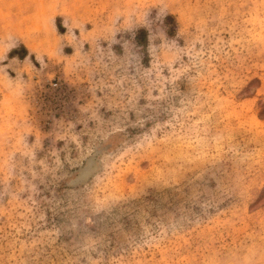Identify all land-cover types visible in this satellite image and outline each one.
Segmentation results:
<instances>
[{
	"label": "rangeland",
	"instance_id": "rangeland-1",
	"mask_svg": "<svg viewBox=\"0 0 264 264\" xmlns=\"http://www.w3.org/2000/svg\"><path fill=\"white\" fill-rule=\"evenodd\" d=\"M0 264H264V0H0Z\"/></svg>",
	"mask_w": 264,
	"mask_h": 264
}]
</instances>
